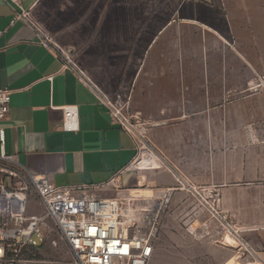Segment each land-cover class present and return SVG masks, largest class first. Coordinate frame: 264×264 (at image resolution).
I'll return each instance as SVG.
<instances>
[{
    "label": "crops",
    "instance_id": "obj_1",
    "mask_svg": "<svg viewBox=\"0 0 264 264\" xmlns=\"http://www.w3.org/2000/svg\"><path fill=\"white\" fill-rule=\"evenodd\" d=\"M123 9V0H0V88L13 91L10 114L0 120V158L12 157L18 169L57 186H95L89 192L106 198L128 197L134 188L158 196L173 189L189 231L198 223L207 233L209 212L195 207L197 193L214 195L264 260V80L252 90L224 63L229 55L186 51L193 37L204 46L223 44L207 21H224L213 5L176 7L162 27L153 15L141 18L130 39L123 36ZM23 10L74 51L78 66L31 22L14 21ZM182 12L199 19H177ZM147 23L157 30L152 38L138 32ZM134 46L139 52L129 51ZM112 92L132 94L135 108L184 110L168 123L166 167L125 170L119 188L108 182L133 163L137 142L113 118L104 98ZM67 105L79 108L73 131L63 127Z\"/></svg>",
    "mask_w": 264,
    "mask_h": 264
},
{
    "label": "built area",
    "instance_id": "obj_2",
    "mask_svg": "<svg viewBox=\"0 0 264 264\" xmlns=\"http://www.w3.org/2000/svg\"><path fill=\"white\" fill-rule=\"evenodd\" d=\"M18 19L35 26L26 10L16 13L14 21ZM44 39L49 41L46 36ZM69 63L74 65L71 60ZM48 78L52 80L53 77ZM12 93L8 88H0V120L10 114ZM63 110L64 129L76 130L78 106H63ZM112 115L135 136L131 125L113 109ZM135 139L137 142L136 136ZM136 159L115 174L108 184L119 188L117 178L123 171L135 169ZM3 163L15 166L12 157L0 158V264H152L163 201L138 208L131 196L106 198L89 192L95 186H57L46 175L35 176ZM170 192V188L163 190L162 197L167 198ZM29 193L38 199L44 214L27 212ZM197 195L223 231L264 263L220 211L218 199L211 194L207 198L204 194ZM56 234L67 246V260L42 255L47 243L58 245L51 240Z\"/></svg>",
    "mask_w": 264,
    "mask_h": 264
},
{
    "label": "rangeland",
    "instance_id": "obj_3",
    "mask_svg": "<svg viewBox=\"0 0 264 264\" xmlns=\"http://www.w3.org/2000/svg\"><path fill=\"white\" fill-rule=\"evenodd\" d=\"M96 1L115 4L120 0ZM125 4L128 9H123V36H128L129 39L136 31L137 22L141 18L146 23L152 21L153 15L154 22L158 21L157 24L162 27L172 16L170 11L175 10L176 7L213 5L222 12L224 21L215 22L210 19L207 21L209 25L217 28L222 34L224 37L223 44L204 46L196 43L197 40L193 37L192 44L185 47L186 51L229 55L230 57L224 63L230 66L234 65L232 69L233 72L237 70L240 84H244L252 90L260 80H264V0H123V5ZM28 12L31 21L49 36L47 38L56 44L57 50L78 66L77 58L73 56L74 51L58 44L55 38L48 33L46 27L41 26L33 13ZM190 16L198 17L197 14L182 12L180 15L177 14L176 18L180 20ZM156 31V29H151L150 24L147 23L138 32H142L141 35L146 34L144 37L152 38ZM136 47L134 46L129 51L139 52L141 47L145 50L147 43L139 45V50H136ZM250 81H253L254 84L249 85ZM104 95L112 109L131 125L137 138L138 150L135 168L139 171L165 168L167 162L163 154L166 155L164 150L167 151L168 149L165 139L168 123L173 116L184 110L135 108L132 94L112 92L104 93ZM163 130L165 131L163 132ZM3 164L15 168L13 165ZM135 189L137 188H134L130 196L135 199V206L138 208L150 206L157 200L163 201L152 264H264L260 263L259 259L252 256L247 250L242 249L231 235L223 232V229L217 225L219 223L211 217L210 213H208L207 233L197 231L200 228L198 223H194L191 231H189V222L184 217L183 209L180 211L178 206L173 205L175 190L171 189L170 195L163 198L162 194L158 196L152 192L142 193ZM27 198L28 213L44 214L43 206L39 204L34 195L29 193ZM201 206L203 207L197 200L195 207L200 208ZM175 210L180 212H177L178 214L175 216L177 222L172 224L169 222V218L174 215ZM197 210L193 213H197ZM187 212L188 210L185 211L186 214ZM227 236H230L236 243L230 244ZM51 240L57 241L58 245L54 247L47 243L42 255L47 258L67 260L68 249L64 241L60 239L58 234L52 236Z\"/></svg>",
    "mask_w": 264,
    "mask_h": 264
},
{
    "label": "bare ground",
    "instance_id": "obj_4",
    "mask_svg": "<svg viewBox=\"0 0 264 264\" xmlns=\"http://www.w3.org/2000/svg\"><path fill=\"white\" fill-rule=\"evenodd\" d=\"M227 240L230 244H235L237 242H235V240H233L230 236H227Z\"/></svg>",
    "mask_w": 264,
    "mask_h": 264
},
{
    "label": "snow or ice",
    "instance_id": "obj_5",
    "mask_svg": "<svg viewBox=\"0 0 264 264\" xmlns=\"http://www.w3.org/2000/svg\"><path fill=\"white\" fill-rule=\"evenodd\" d=\"M92 231H93V233H95V232H96V229H93ZM125 250H126V249H125Z\"/></svg>",
    "mask_w": 264,
    "mask_h": 264
}]
</instances>
